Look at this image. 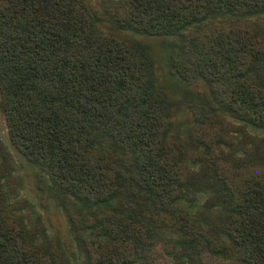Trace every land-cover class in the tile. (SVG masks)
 Masks as SVG:
<instances>
[{
	"label": "trees",
	"instance_id": "1",
	"mask_svg": "<svg viewBox=\"0 0 264 264\" xmlns=\"http://www.w3.org/2000/svg\"><path fill=\"white\" fill-rule=\"evenodd\" d=\"M260 14L264 0H120L102 9L0 0V107L11 145L78 202L79 211L70 202L66 210L89 264H264V164L217 161L220 127L197 133L194 151L169 142L172 106L152 58L98 27L182 37L171 73L206 80L219 110L264 130V35L230 18ZM206 111L197 120L213 123ZM201 155L223 192L211 230L183 204L195 200L187 161ZM9 176L0 157V264H61L11 213Z\"/></svg>",
	"mask_w": 264,
	"mask_h": 264
},
{
	"label": "rangeland",
	"instance_id": "2",
	"mask_svg": "<svg viewBox=\"0 0 264 264\" xmlns=\"http://www.w3.org/2000/svg\"><path fill=\"white\" fill-rule=\"evenodd\" d=\"M107 1L117 3L120 0H85L90 7L99 9H102ZM230 18L234 21L241 19L246 28L257 30L260 35H264V14L247 18L234 16ZM98 27L104 32L117 31L127 40L143 46L152 58L157 88L172 106L173 129L169 142L191 150L195 145L197 133L207 128L220 127L221 141L214 142L218 149L217 161L232 168L264 164V160L260 159V156L264 155V130L241 122L222 109L219 110V103L214 101L210 85L206 80L200 78L187 82L171 73L170 58L174 52L181 51L184 45L182 37L144 35L131 30L115 29L109 22L99 23ZM193 32L194 28H191L186 35ZM212 107L217 110L209 109ZM199 109L207 110L206 114H210L213 123L208 121L200 123L195 114ZM212 155L215 156V153ZM0 157L6 159L10 168L7 181L11 186L8 201L11 213L22 219L23 223L36 233L41 245L52 247L59 254L61 264H89L87 253L72 230L66 210V204L70 202V207L79 211L78 202L70 196L66 197L53 185L47 174L29 163L13 148L1 107ZM210 163V159L204 163L202 155L196 160L187 161L189 169L193 172L191 190L194 192L195 200L183 201L191 216L208 230L213 228L224 213L223 192L220 183L217 184L212 177L216 174L213 173ZM170 264H174L173 260Z\"/></svg>",
	"mask_w": 264,
	"mask_h": 264
}]
</instances>
